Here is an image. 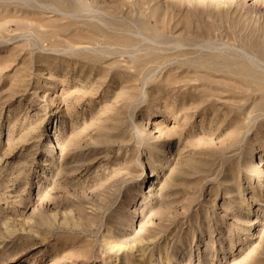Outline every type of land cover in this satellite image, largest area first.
Instances as JSON below:
<instances>
[{"label":"rangeland","instance_id":"rangeland-1","mask_svg":"<svg viewBox=\"0 0 264 264\" xmlns=\"http://www.w3.org/2000/svg\"><path fill=\"white\" fill-rule=\"evenodd\" d=\"M0 264H264V0H0Z\"/></svg>","mask_w":264,"mask_h":264}]
</instances>
